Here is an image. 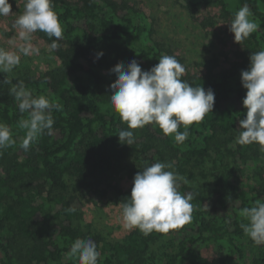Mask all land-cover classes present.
Masks as SVG:
<instances>
[{
  "label": "trees",
  "instance_id": "trees-1",
  "mask_svg": "<svg viewBox=\"0 0 264 264\" xmlns=\"http://www.w3.org/2000/svg\"><path fill=\"white\" fill-rule=\"evenodd\" d=\"M178 1L203 29L232 21L245 4L259 26L240 44L238 58L228 66L219 71L206 67L181 77L215 94L212 113L189 126L183 143L165 135L155 123L128 129L111 105L110 85L117 77L112 73L106 79L103 69L114 68L126 57L149 70L162 55H173L155 39L151 19L129 1L54 0L64 31L56 50L50 49L54 37L36 32L43 45L35 58L43 71L3 74L12 83L23 81L34 96L43 94L62 110L53 111L51 133L46 131L25 152L20 147L25 130L18 127V102L9 94L10 85L0 90V122L11 127L16 140L0 155V264H78L69 255L77 238L96 243L101 253L98 264H264V245L255 244L240 227L247 223L241 210L257 200L264 202V184L238 183L240 167L224 163L227 154L240 162L252 160L260 148L257 143L241 145L237 137L239 120L246 114L241 71L248 69L252 52L264 50V0ZM212 4L219 5L221 17L199 14ZM0 47L6 49L3 42ZM99 52L103 55L97 59ZM23 116L27 118V113ZM122 129L134 132L132 145L119 141ZM183 130L181 125L179 131ZM212 145V168L201 173L210 177L208 190L180 183L179 191L194 197L192 220L182 228L149 235L133 228L114 236L80 224L83 203L91 193L101 198L110 192L112 203L121 204L130 197L134 176L144 167L164 162L172 164L170 170L186 173L190 163L207 160ZM119 170L132 179L129 189L111 182L110 176ZM70 207L75 212H68ZM210 245L215 246V256L208 258L202 250Z\"/></svg>",
  "mask_w": 264,
  "mask_h": 264
},
{
  "label": "clouds",
  "instance_id": "clouds-1",
  "mask_svg": "<svg viewBox=\"0 0 264 264\" xmlns=\"http://www.w3.org/2000/svg\"><path fill=\"white\" fill-rule=\"evenodd\" d=\"M11 8L8 0H0V16L9 15ZM228 25L234 41L239 44L259 27L247 4L239 8ZM14 26L24 41L18 50L23 55L35 51L31 40L37 31L55 38L51 50L59 47L57 41L62 39L64 31L54 0H25L24 11L14 21ZM20 54L0 47V73L11 72L18 66ZM102 55L103 52L97 53V59ZM249 59L248 69L241 71V83L246 89L242 101L246 114L239 120L241 131L237 143H257L264 150V50L252 52ZM110 71L117 77L110 85V102L128 129L155 123L165 135H173L176 142L183 143L189 136V126L202 121L214 108L213 90L194 87L183 80L186 68L174 55H162L158 64L149 70H142L133 59L127 65L117 64ZM2 83L10 85L9 94L18 102L21 118L17 123L19 129L25 130L20 147L28 152L46 131L51 133L55 123L53 111H61L62 105L52 103L43 94L34 96L23 81L12 83L6 77ZM25 113L27 118L23 116ZM181 125L183 131H179ZM128 129L120 130L118 137L121 143L130 146L135 142V135ZM15 144L11 127L0 122V155ZM172 167L170 163L156 162L134 176L130 197L120 202L125 228H137L149 235L153 231L168 233L191 222L193 194L179 191L180 183L189 181L170 170ZM67 211L75 212V208ZM240 214L247 220L240 224L244 234L255 244L264 245V202L257 200ZM69 255L78 259V264H98L101 257L94 241L80 238L72 243Z\"/></svg>",
  "mask_w": 264,
  "mask_h": 264
},
{
  "label": "rangeland",
  "instance_id": "rangeland-1",
  "mask_svg": "<svg viewBox=\"0 0 264 264\" xmlns=\"http://www.w3.org/2000/svg\"><path fill=\"white\" fill-rule=\"evenodd\" d=\"M126 1L135 4L151 19L155 30V39L169 49L185 66L186 72L183 75L201 73L211 67L214 68L213 70L219 71L238 58V54L241 52L240 44L234 41V34L229 31L230 25L228 24L232 21L228 19L217 22L214 27L203 29L197 21H193L189 17L178 0ZM10 2L12 5L11 13L7 16H0V42L5 44L6 50L16 51L20 54L18 50L24 44V41L20 39L19 29L14 26V21L23 13L25 0H10ZM199 14L204 17H221L223 15L218 4L202 8ZM31 44L35 51L29 55L20 54L19 65L22 64L23 67L13 68L8 73L16 72L17 75L23 76L25 71L35 75L43 71L44 67L35 58L37 49L43 45L36 37V33L32 35ZM130 61L129 58H123V64L125 65ZM108 67L102 70L106 79H110L112 76L110 71L112 68ZM3 74L0 73V90L2 91L6 85L2 83L5 80ZM229 147H231L230 144ZM211 149L213 153H210L206 161L196 165L190 163L191 165L189 164L186 167L187 172L179 174L185 177L189 184L204 188V191H207L210 187L208 184L210 177L207 175L204 178L201 173L207 174L212 168L215 146L212 145ZM250 155H253V153H250ZM224 163L231 165L232 169L240 167L242 176L239 177L238 183H247L251 186L264 184V150L261 146L252 160L240 162L233 155L227 154ZM110 177L111 182L117 183L123 189H129L132 185V179L127 176L125 170H119L118 173H113ZM101 187L103 194L106 186ZM111 198L113 199V194L110 192H105L101 198L91 193L90 198L83 203V218L80 219V224L96 233H110L114 236L125 234L129 229L124 227L121 204L112 203ZM74 222L79 224V220ZM202 251L208 258L215 256L214 245H210Z\"/></svg>",
  "mask_w": 264,
  "mask_h": 264
}]
</instances>
